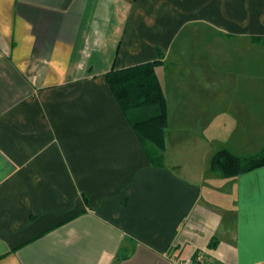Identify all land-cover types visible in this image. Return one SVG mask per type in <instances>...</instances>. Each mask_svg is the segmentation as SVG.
<instances>
[{"label": "crops", "instance_id": "1", "mask_svg": "<svg viewBox=\"0 0 264 264\" xmlns=\"http://www.w3.org/2000/svg\"><path fill=\"white\" fill-rule=\"evenodd\" d=\"M164 150L105 75L152 62ZM264 0H0V264H264ZM216 240L213 247L210 244Z\"/></svg>", "mask_w": 264, "mask_h": 264}, {"label": "trees", "instance_id": "2", "mask_svg": "<svg viewBox=\"0 0 264 264\" xmlns=\"http://www.w3.org/2000/svg\"><path fill=\"white\" fill-rule=\"evenodd\" d=\"M157 54L158 58L152 62L111 70L105 77L142 141L164 150L168 107L156 71L164 65V54L159 49ZM263 166L264 150L255 156L241 158L223 149L212 158L210 171L222 178H232ZM215 242L210 246L213 247Z\"/></svg>", "mask_w": 264, "mask_h": 264}, {"label": "rangeland", "instance_id": "3", "mask_svg": "<svg viewBox=\"0 0 264 264\" xmlns=\"http://www.w3.org/2000/svg\"><path fill=\"white\" fill-rule=\"evenodd\" d=\"M259 76H264V70H263V67H260V74Z\"/></svg>", "mask_w": 264, "mask_h": 264}, {"label": "built area", "instance_id": "4", "mask_svg": "<svg viewBox=\"0 0 264 264\" xmlns=\"http://www.w3.org/2000/svg\"><path fill=\"white\" fill-rule=\"evenodd\" d=\"M182 264H192L190 260L183 262Z\"/></svg>", "mask_w": 264, "mask_h": 264}]
</instances>
